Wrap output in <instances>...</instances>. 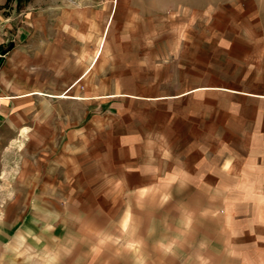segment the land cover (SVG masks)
I'll list each match as a JSON object with an SVG mask.
<instances>
[{
	"label": "rangeland",
	"instance_id": "1",
	"mask_svg": "<svg viewBox=\"0 0 264 264\" xmlns=\"http://www.w3.org/2000/svg\"><path fill=\"white\" fill-rule=\"evenodd\" d=\"M6 2L0 0V65L14 50H29L24 66L30 93L14 99L0 126V212L21 207L29 193L37 200L61 198L66 210L114 212L118 223L120 212H202L200 203L185 201L196 186L183 180L201 172L185 169L186 157L195 160L201 148L216 147V135L223 142L219 146L264 145V131L253 117L264 111V96L250 87L264 89V80L258 85L248 79L259 70L257 75H264L257 65L264 60V0ZM90 10L97 17L112 13L102 34L106 38L109 32L107 44L119 36L114 31L120 22L130 20L135 31L138 22L146 24L140 39L151 45L152 37H160L163 48L102 53L97 42L94 58H86L83 80L68 91L62 78L77 73L58 71L53 79L49 70L56 66L48 60L62 58L43 53L48 19L43 22L41 14L50 16L52 36L58 29L74 33L83 52L89 46L85 15ZM33 14L38 29L25 43L20 32ZM216 115L236 120L222 121L217 129L208 121V138L194 132L192 124ZM232 131L237 138L227 137ZM47 177L64 184L42 185ZM228 187L234 193L263 189Z\"/></svg>",
	"mask_w": 264,
	"mask_h": 264
},
{
	"label": "crops",
	"instance_id": "2",
	"mask_svg": "<svg viewBox=\"0 0 264 264\" xmlns=\"http://www.w3.org/2000/svg\"><path fill=\"white\" fill-rule=\"evenodd\" d=\"M86 13L85 27L90 38L83 52L79 37L74 33L67 35L58 29L52 36L50 16L41 14L43 22L48 19L46 36L44 30L41 35L43 53L50 58H62L48 60L57 67L49 70L53 79H58L53 75L58 71L77 73L68 79L63 74V81L67 80L63 86L68 91L83 80L79 78L89 64L86 58H94L97 42L102 53L104 50L163 48L160 37L156 40L152 37L151 45L145 38L140 39L139 35L147 34L146 24L138 22L135 31L132 30L135 22L130 20L126 25L120 22V28L114 31L119 36H112L107 44L109 32L105 33L106 38L102 34L112 13L105 11L99 17L93 10ZM23 29L20 35L25 37V43L32 41L38 29L35 15ZM124 33L136 34L137 38L125 37ZM185 41L189 38L182 40L181 46ZM29 53V50H14L10 60L0 65V126L7 121L8 106L14 99L30 93L26 91L28 74L24 66ZM75 55L77 58L73 59ZM67 65L71 67L69 71ZM257 65L263 67L261 72H264V60ZM257 72L248 79L260 85L264 75H257ZM250 87L255 90L254 95L264 96L263 88ZM208 117L201 119L200 125L192 124L196 128L194 132L201 131L200 136L205 138L210 136L208 121L217 129L222 127V121L236 120L217 115ZM253 117L260 121L259 127L264 131V111ZM229 126L233 128V124ZM233 133L227 137L237 138ZM216 136L212 134L211 137ZM217 137L216 147L201 148L197 151L199 157L195 160L186 157L184 164L191 174L193 169H201L194 180L186 177L183 183L196 186L190 190L191 194H186L185 201L187 205L200 203L202 212H120L118 223L113 220L117 216L114 212L66 210L61 198L37 200V197L32 198V193L25 194L21 207L18 204L19 208L12 212H0V264H264V145L219 146L223 142ZM210 161L216 164L210 165ZM44 181L42 185L64 184L54 177ZM231 184L262 186L263 189L234 193V188L228 187ZM59 191L57 188L58 194Z\"/></svg>",
	"mask_w": 264,
	"mask_h": 264
},
{
	"label": "trees",
	"instance_id": "3",
	"mask_svg": "<svg viewBox=\"0 0 264 264\" xmlns=\"http://www.w3.org/2000/svg\"><path fill=\"white\" fill-rule=\"evenodd\" d=\"M12 1H14V0H7V2H6V3H7V4H9V3H10V2H12Z\"/></svg>",
	"mask_w": 264,
	"mask_h": 264
}]
</instances>
